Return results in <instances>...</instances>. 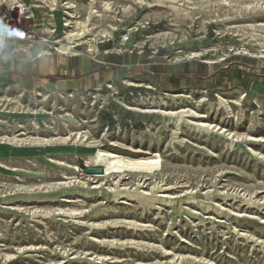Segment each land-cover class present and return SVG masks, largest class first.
I'll use <instances>...</instances> for the list:
<instances>
[{
	"label": "rangeland",
	"instance_id": "rangeland-1",
	"mask_svg": "<svg viewBox=\"0 0 264 264\" xmlns=\"http://www.w3.org/2000/svg\"><path fill=\"white\" fill-rule=\"evenodd\" d=\"M47 1L0 0V31L31 16L110 79L0 90V264H264V0H93L84 35L91 0Z\"/></svg>",
	"mask_w": 264,
	"mask_h": 264
},
{
	"label": "crops",
	"instance_id": "crops-1",
	"mask_svg": "<svg viewBox=\"0 0 264 264\" xmlns=\"http://www.w3.org/2000/svg\"><path fill=\"white\" fill-rule=\"evenodd\" d=\"M46 47L27 48L19 43L13 50L0 48V90L85 92L110 79L95 62L45 53Z\"/></svg>",
	"mask_w": 264,
	"mask_h": 264
},
{
	"label": "bare ground",
	"instance_id": "bare-ground-1",
	"mask_svg": "<svg viewBox=\"0 0 264 264\" xmlns=\"http://www.w3.org/2000/svg\"><path fill=\"white\" fill-rule=\"evenodd\" d=\"M10 1H14V0H8V2H10ZM92 1L93 0H91L90 1V3H89V9H88V15H87V19H84V20H75L74 21V27H75V29L74 30H76V33L75 34H77V35H84V33H85V31H84V28L87 26V24H88V22L91 20V17L92 16H96L98 19H100V18H102V16H108V14L106 13V12H104V9L102 10V11H100V12H98V11H96V10H94V8H93V6H92ZM139 1V0H138ZM140 1H142V0H140ZM1 2H4V1H1ZM8 2H7V4H8ZM48 3H49V5H50V7L52 8V10H56L57 8H58V0H48L47 1ZM69 5H70V7L71 8H74V6H75V3H74V1H69V2H67ZM62 4V3H61ZM48 5V6H49ZM77 6V5H76ZM107 6V5H106ZM104 7L105 8V10H106V8L107 7ZM109 8V7H108ZM177 11H179V9H177ZM182 11V10H181ZM183 12V11H182ZM110 14V13H109ZM90 28V27H89ZM74 33V32H73ZM69 34L68 36H67V38L68 39H70L71 37H72V39H73V37H74V34ZM76 36V35H75ZM59 51L61 52V53H67L68 51H67V49L65 48V46H61L60 48H59ZM172 99V98H171ZM138 110V109H137ZM162 112V114L163 115H168V114H166L165 112H163V111H161ZM146 113H155V111H147ZM160 113V112H159ZM178 113V112H177ZM169 114H170V112H169ZM170 115H174V114H170ZM175 115H176V113H175ZM183 115V114H182ZM181 118H182V116H180V120H181ZM178 119V120H179ZM179 122H181V121H179ZM80 134V133H79ZM74 135H78V134H74ZM73 135V136H74ZM15 138V137H14ZM60 138V137H59ZM63 138H65V137H63ZM86 138V137H85ZM74 139H75V137H74ZM82 139V138H81ZM20 140H22V139H20ZM29 140V139H28ZM33 140V139H32ZM61 140L63 141V139L61 138ZM67 140V139H66ZM71 139H69V140H67V141H70ZM76 140V139H75ZM9 142H10V139L8 140ZM17 141V140H16ZM18 141H19V139H18ZM25 141V140H24ZM23 141V142H24ZM31 140H29V142H30ZM54 141H55V139H54ZM53 141V142H54ZM56 141H57V138H56ZM81 141V140H80ZM79 141V142H80ZM86 141V140H85ZM85 141H83V142H85ZM12 142V141H11ZM15 142V141H14ZM22 142V141H21ZM36 142H37V140H36ZM39 142V141H38ZM61 142V141H60ZM64 142V141H63ZM75 142V141H74ZM20 143V142H19ZM28 143V142H27ZM34 143V142H33ZM81 143V142H80ZM91 143H93V142H91ZM83 144V143H82ZM88 144V143H87ZM94 144V143H93ZM59 163V162H58ZM91 162L90 161H86V167H91ZM131 163H127L126 165L125 164H123V162L122 161H119V160H110V159H108L107 157L106 158H104V159H102V161L100 162V164H99V166H96V167H102L103 168V170H104V174H103V176H105V175H107V173H108V171H117V170H120V169H122L124 166H127V165H130Z\"/></svg>",
	"mask_w": 264,
	"mask_h": 264
},
{
	"label": "built area",
	"instance_id": "built-area-1",
	"mask_svg": "<svg viewBox=\"0 0 264 264\" xmlns=\"http://www.w3.org/2000/svg\"><path fill=\"white\" fill-rule=\"evenodd\" d=\"M15 8L20 9L22 8L21 5L16 4ZM13 7V8H14ZM1 14V12H0ZM27 19V25L25 27L20 25V20L16 21V25L13 27H5V30L0 31V41H4L6 38L10 37L13 40H16L25 47L31 48L34 45L38 44L39 42L45 43L47 39L43 36V34L39 33L37 29V25L35 24L34 20H32L31 16L25 17ZM90 44H87V51L90 50ZM61 46H59L60 48ZM78 47L76 44H72L69 46H65L67 51L75 50ZM58 48V50H59Z\"/></svg>",
	"mask_w": 264,
	"mask_h": 264
},
{
	"label": "water",
	"instance_id": "water-1",
	"mask_svg": "<svg viewBox=\"0 0 264 264\" xmlns=\"http://www.w3.org/2000/svg\"><path fill=\"white\" fill-rule=\"evenodd\" d=\"M84 171L86 175L90 176H102L104 174V170L102 167H87Z\"/></svg>",
	"mask_w": 264,
	"mask_h": 264
}]
</instances>
